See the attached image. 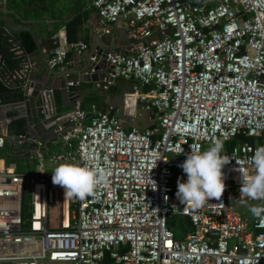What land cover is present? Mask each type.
<instances>
[{
    "label": "built area",
    "instance_id": "built-area-1",
    "mask_svg": "<svg viewBox=\"0 0 264 264\" xmlns=\"http://www.w3.org/2000/svg\"><path fill=\"white\" fill-rule=\"evenodd\" d=\"M84 8L101 33L125 32L128 50H108L105 61L107 84L129 81L130 91L122 108L73 100L58 150L33 140L32 172L0 157V264H104L105 254L110 264H264V227L231 204L264 203L240 197L241 173L255 174L250 157L264 146V0H84ZM52 42L50 68L88 50L84 41L58 44L57 34ZM136 106L149 123L123 126L117 115ZM216 138L231 159L226 189L193 211L176 197L178 180L187 181L180 165ZM44 162L87 165L103 179L93 196L66 199ZM178 214L185 223L175 238L169 221Z\"/></svg>",
    "mask_w": 264,
    "mask_h": 264
},
{
    "label": "water",
    "instance_id": "water-1",
    "mask_svg": "<svg viewBox=\"0 0 264 264\" xmlns=\"http://www.w3.org/2000/svg\"><path fill=\"white\" fill-rule=\"evenodd\" d=\"M26 31L35 49L27 52L16 35ZM114 37L101 33L99 24L93 25L88 33V53L77 58L73 63L60 68H50L43 57L40 41L34 28L26 24H14L8 13L0 14V82L4 91L0 93V125L4 127L0 134L9 147L8 159L14 160V153L22 152L27 157L35 150L39 140L48 150L56 143L64 128L69 124L65 116L73 111V100L78 94L72 90L80 83H94L99 90L100 106L105 102L104 93L109 85L107 80L110 66L105 61V53L119 49L114 45ZM94 56L93 60L89 56ZM58 93L63 110L55 112L54 99ZM51 108L52 112L49 113ZM12 113L10 115H6ZM21 119L20 127L11 122ZM58 127L62 128L57 130ZM22 134L29 141L18 137ZM14 154V155H13ZM176 210H181V203L176 202Z\"/></svg>",
    "mask_w": 264,
    "mask_h": 264
},
{
    "label": "clouds",
    "instance_id": "clouds-1",
    "mask_svg": "<svg viewBox=\"0 0 264 264\" xmlns=\"http://www.w3.org/2000/svg\"><path fill=\"white\" fill-rule=\"evenodd\" d=\"M211 145L203 152H194L191 149L186 160L180 165L187 175V181L178 180L176 197L193 211L201 209L211 199L220 200L226 189L222 169L231 159L227 155H221L224 149L222 139H213ZM250 162L255 174L245 176L241 173L243 183L240 197L264 201V146L256 148ZM102 179L97 169L75 163L61 164L52 173V183L64 189L66 199L81 201L95 194ZM249 211L260 220V226L264 227V203L251 205Z\"/></svg>",
    "mask_w": 264,
    "mask_h": 264
},
{
    "label": "crops",
    "instance_id": "crops-1",
    "mask_svg": "<svg viewBox=\"0 0 264 264\" xmlns=\"http://www.w3.org/2000/svg\"><path fill=\"white\" fill-rule=\"evenodd\" d=\"M8 8H9V6H8ZM8 8H6V9L9 10V12L8 11L6 12V11H3L2 9H0V14L8 13L9 15H11V17L13 18L14 24H16V25L26 24L27 21H23L22 19L18 18L14 13H11L10 8L9 9ZM78 9L80 10V9H86V8H84V6H81V5H79L75 9H70L68 7L56 15H51L50 19H48L49 27H46V28L36 27V24L32 23V27L34 28L36 36L38 37V39L40 41L43 57H45V59H46V55H47L48 50L46 49V47L42 43V40L44 38L47 39V37H48L47 34H50L49 38H51V43H53L52 42V36H53V34H57L59 37L58 44H61L62 41H66V39L64 37V27H63L64 22L66 20H68L70 17H72V15L76 11H79ZM84 12H85L86 17L80 26V31L76 32V34L74 35V37L76 39H74L73 41H84L88 45V33H89L90 29H92L93 25L96 24V16H95V13L92 9H88ZM38 29L43 30V31L38 33ZM109 35H111L115 38L114 39V41H115L114 45L116 48L119 49L120 52H125L128 50L129 41L127 40V38L125 36V32L123 31L122 28H120L118 26H112L111 33ZM88 48H89V45H88ZM34 49H35V47H34ZM34 49H32L31 51H33ZM87 53H88V51L84 52L82 55H86ZM79 57L80 56H77L76 54L69 52L67 55L65 64L73 63ZM112 86H113V93H109L108 88H107L106 92L104 93V99L107 100L106 103H111L113 105L121 107L122 106V97L125 94L129 93L128 91H130L131 82L122 81V80H115L113 82ZM72 90H74V92H76L78 94V103L82 102V100L85 101V103L83 105V109H87L89 107V105L93 103V102H91V98H94L96 103H100L99 90L94 83H80L76 88H72ZM2 91H4V87H3L2 83L0 82V93ZM56 95L58 97V99H57L58 103H56V101L54 100V109H55V112H59V111L63 110L64 108L62 107V101L60 99V96L58 95V93ZM136 107L137 108L134 109L132 114L127 113V112L124 113L122 111L121 113H119L117 115V117L119 116L118 119L123 126L129 127L132 124L136 125L137 123H140V125H146L147 123H149V120H147V117H146L148 114L146 112H144L143 110H141L138 106H136ZM10 114H12V113H8L6 115L8 116ZM3 130H4V127L0 125V131H3ZM20 134H22V132H20ZM58 148H59V145L52 143L50 148L48 149V151H50V152L56 151V150H58ZM8 153H9V147L5 143L4 147L0 148V157L5 158L7 162L14 163V161L12 159L7 158L6 155ZM14 154L17 156L15 159L20 158V159L24 160V162L22 163V166H21L23 171L17 170L16 169L17 165L14 163L16 172H19L21 174H27V173H30L33 171L34 165H35L34 159L27 157L22 152L14 153ZM249 216L250 217L253 216L251 212H250ZM184 223H185V220H184ZM183 226H181L180 228L182 229Z\"/></svg>",
    "mask_w": 264,
    "mask_h": 264
},
{
    "label": "rangeland",
    "instance_id": "rangeland-1",
    "mask_svg": "<svg viewBox=\"0 0 264 264\" xmlns=\"http://www.w3.org/2000/svg\"><path fill=\"white\" fill-rule=\"evenodd\" d=\"M12 1L15 2L16 7H18V6L19 7L16 9L11 8ZM20 4L21 3L19 0H6L5 6H6V8H8V6H9V8L12 9V12L18 18H20L22 20H25L28 22L30 20H34V19H30L31 17H29L28 19H25L23 17V10H24L25 5H20ZM43 5H44V8H41V9L38 6L36 7L35 5H34V7H36V8H32V7L28 8V9H32V12H34V14L37 16L38 20L37 21L35 20L33 23H35L36 27H39V28L49 27L48 19H50L52 14L56 15L68 7L70 9H75L79 5L84 6V0H44ZM42 31L43 30L38 29V33L42 32ZM136 125L141 126L140 123H137ZM13 161L17 165L16 169L23 171L21 166H22V163L24 162V160L18 158V159H15ZM43 166H44L45 170L48 172H53L55 170V168L57 167V166L49 165L47 162H44ZM25 200L26 201L28 200V196L25 197ZM231 204H232L234 209H236L237 211H239L240 213H242L246 216H249V214H250L249 207L251 206L250 203L245 202V201H243V202L233 201V202H231ZM183 225H184V220L180 214L176 215L173 219H171L169 221L170 229H171L173 236L175 238L180 237V234L182 233V229L180 227Z\"/></svg>",
    "mask_w": 264,
    "mask_h": 264
},
{
    "label": "trees",
    "instance_id": "trees-1",
    "mask_svg": "<svg viewBox=\"0 0 264 264\" xmlns=\"http://www.w3.org/2000/svg\"><path fill=\"white\" fill-rule=\"evenodd\" d=\"M20 1V5H25L24 7V10H23V17L25 19H28L29 17H31L30 19H34V20H30L29 22L27 21L26 24L27 25H30L32 26V23L37 19V16L34 14V12H32V9H28L29 7H32V8H36L37 6L41 9V8H44V5H43V1L44 0H19ZM34 5L36 7H34ZM19 7V6H18ZM16 7V4L14 1H12V5H11V8H18ZM10 8V10L12 11V9ZM79 10V9H78ZM88 10V8L86 9H80L79 11H76L72 17H70L68 20H66L64 22V37L66 39L67 42H74L73 40L76 39L74 37V35L76 34V32L80 31V26L82 24V22L84 21L85 19V12ZM53 15V14H52ZM25 21V20H23ZM33 21V22H32ZM47 39L44 38L42 40V43L44 44V46L46 47V49L49 51L52 47H53V43H51V38H49L50 34H47ZM16 38H18L21 42V44L23 45L24 49L27 51V52H30L32 49H34V44H33V41L30 37V35L26 32V31H21L20 33H18L16 35ZM108 92L109 93H113V86L110 85L108 87ZM58 97L57 95H55V101L56 103H58ZM91 102L95 103L98 105V107H101L100 106V103H96L95 99L94 98H91ZM85 101L82 100V102L79 103V108L80 109H83V105H84ZM22 120L21 119H16L14 120L12 123L13 125H16L17 127H20V125L22 124ZM242 140L244 141H247L249 143L252 142V139L251 138H243ZM233 144V142L229 143L228 144V147ZM25 196H24V202H23V215L25 216L26 215V209H27V204L25 202ZM104 264H110L109 262V259H107V254H105V258H104Z\"/></svg>",
    "mask_w": 264,
    "mask_h": 264
}]
</instances>
